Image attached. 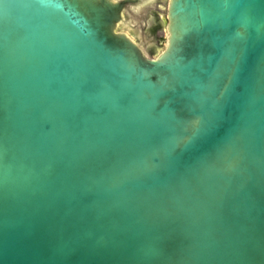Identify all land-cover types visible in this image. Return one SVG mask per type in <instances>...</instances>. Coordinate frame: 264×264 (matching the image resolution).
Segmentation results:
<instances>
[{
    "label": "water",
    "instance_id": "95a60500",
    "mask_svg": "<svg viewBox=\"0 0 264 264\" xmlns=\"http://www.w3.org/2000/svg\"><path fill=\"white\" fill-rule=\"evenodd\" d=\"M133 4L0 0V264H264V0Z\"/></svg>",
    "mask_w": 264,
    "mask_h": 264
},
{
    "label": "rangeland",
    "instance_id": "374dc122",
    "mask_svg": "<svg viewBox=\"0 0 264 264\" xmlns=\"http://www.w3.org/2000/svg\"><path fill=\"white\" fill-rule=\"evenodd\" d=\"M166 1L167 0H162V3L157 5V11L155 10L156 8H151L147 11V16L145 17L144 20L140 21V24L137 25V31L146 34L149 38H154L157 40H162L160 37V32L163 30V26L159 24L160 18H164L165 16V8H166ZM154 16L156 17L157 23L155 24L154 21ZM152 24L149 25L148 21L152 20ZM153 55V54H152Z\"/></svg>",
    "mask_w": 264,
    "mask_h": 264
},
{
    "label": "flooded vegetation",
    "instance_id": "af4514ba",
    "mask_svg": "<svg viewBox=\"0 0 264 264\" xmlns=\"http://www.w3.org/2000/svg\"><path fill=\"white\" fill-rule=\"evenodd\" d=\"M134 2L133 5L137 6V5H144L147 10L143 11V13L141 12V14H138L136 15V19H139L140 21L141 20H144L145 17L147 16V11L151 8H156L157 5L161 4L162 3V0H132ZM147 4V5H146ZM130 7V6H129ZM131 8V7H130ZM157 9V8H156ZM154 23L156 24L157 23V20H156V17L154 16ZM158 24V23H157Z\"/></svg>",
    "mask_w": 264,
    "mask_h": 264
},
{
    "label": "bare ground",
    "instance_id": "6f19581e",
    "mask_svg": "<svg viewBox=\"0 0 264 264\" xmlns=\"http://www.w3.org/2000/svg\"><path fill=\"white\" fill-rule=\"evenodd\" d=\"M140 5H141V4H140ZM140 5H139V6H140Z\"/></svg>",
    "mask_w": 264,
    "mask_h": 264
}]
</instances>
